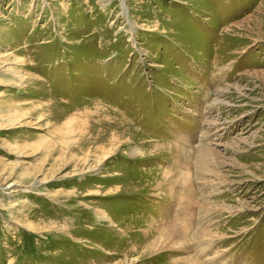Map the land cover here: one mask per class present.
Returning a JSON list of instances; mask_svg holds the SVG:
<instances>
[{
	"label": "rangeland",
	"instance_id": "rangeland-1",
	"mask_svg": "<svg viewBox=\"0 0 264 264\" xmlns=\"http://www.w3.org/2000/svg\"><path fill=\"white\" fill-rule=\"evenodd\" d=\"M0 264H264V0H0Z\"/></svg>",
	"mask_w": 264,
	"mask_h": 264
},
{
	"label": "bare ground",
	"instance_id": "bare-ground-1",
	"mask_svg": "<svg viewBox=\"0 0 264 264\" xmlns=\"http://www.w3.org/2000/svg\"><path fill=\"white\" fill-rule=\"evenodd\" d=\"M66 124H68V123H66ZM59 129H61V128H59Z\"/></svg>",
	"mask_w": 264,
	"mask_h": 264
}]
</instances>
